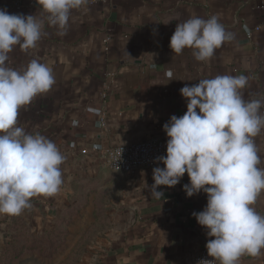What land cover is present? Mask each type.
I'll return each mask as SVG.
<instances>
[{"label": "crops", "instance_id": "1", "mask_svg": "<svg viewBox=\"0 0 264 264\" xmlns=\"http://www.w3.org/2000/svg\"><path fill=\"white\" fill-rule=\"evenodd\" d=\"M24 5L17 10L11 0H0V9L9 14L44 18L36 0H24ZM194 16H217L233 35L207 62L197 61L191 49L175 55L169 47L177 23ZM32 59L52 67L56 82L20 110L18 124L58 146L65 156L64 184L54 197L33 198L21 215L0 216V233L18 219L33 222L54 214L72 183L99 173L106 150L151 137L167 143L163 125L187 111L180 92L184 86L217 75H245L244 99L264 100V0H88L73 10L64 35L45 20L37 46L28 52L15 46L6 63L22 70ZM254 139L259 167H264V131ZM155 167L165 166L143 167L119 178V233L100 264H190L214 239L192 215L204 209L207 194L187 197L186 173L178 185L160 186L163 196L153 197ZM253 207L264 216V192ZM240 264H264V250L256 257L242 256Z\"/></svg>", "mask_w": 264, "mask_h": 264}, {"label": "clouds", "instance_id": "2", "mask_svg": "<svg viewBox=\"0 0 264 264\" xmlns=\"http://www.w3.org/2000/svg\"><path fill=\"white\" fill-rule=\"evenodd\" d=\"M45 16L9 14L0 9V216L15 217L32 207L37 196L54 197L64 184L65 156L39 133L18 124L19 112L55 84L53 69L32 59L22 70L8 66L15 46L28 52L43 35L45 20L61 35L73 10L88 0H36ZM233 39L217 16H198L177 23L169 47L175 55L191 49L194 58L207 62L217 49ZM245 75H217L184 86L187 111L172 115L163 125L168 137L165 167L153 169L151 195L163 196L160 186L174 187L187 173V197L207 194V204L193 212L209 239L211 260L200 264H240L242 256L256 257L264 250V216L253 205L264 192V167L255 139L264 131V100H245ZM199 110V111H197Z\"/></svg>", "mask_w": 264, "mask_h": 264}, {"label": "rangeland", "instance_id": "3", "mask_svg": "<svg viewBox=\"0 0 264 264\" xmlns=\"http://www.w3.org/2000/svg\"><path fill=\"white\" fill-rule=\"evenodd\" d=\"M71 184L63 206L37 221L18 219L0 233V264H95L119 233L124 174L107 168Z\"/></svg>", "mask_w": 264, "mask_h": 264}, {"label": "built area", "instance_id": "4", "mask_svg": "<svg viewBox=\"0 0 264 264\" xmlns=\"http://www.w3.org/2000/svg\"><path fill=\"white\" fill-rule=\"evenodd\" d=\"M11 4L17 10L25 6L24 0H11ZM259 30L260 27H257L256 31ZM248 36L250 37L251 34ZM106 97L107 93L105 92L102 98L106 99ZM101 123L103 125L106 123L104 114ZM166 145L167 143L164 139L151 137L141 142L110 148L103 155L104 165L122 174H133L143 167L161 165L162 163L158 162L156 158L166 156ZM211 259L205 246L192 256L190 264H200L203 260ZM215 264H219V261H216Z\"/></svg>", "mask_w": 264, "mask_h": 264}, {"label": "water", "instance_id": "5", "mask_svg": "<svg viewBox=\"0 0 264 264\" xmlns=\"http://www.w3.org/2000/svg\"><path fill=\"white\" fill-rule=\"evenodd\" d=\"M95 264H100V261L98 260V261H96V263Z\"/></svg>", "mask_w": 264, "mask_h": 264}]
</instances>
